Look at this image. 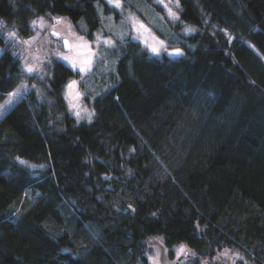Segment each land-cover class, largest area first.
Listing matches in <instances>:
<instances>
[{"label": "trees", "instance_id": "1", "mask_svg": "<svg viewBox=\"0 0 264 264\" xmlns=\"http://www.w3.org/2000/svg\"><path fill=\"white\" fill-rule=\"evenodd\" d=\"M155 6L183 55L118 40L80 120L72 66L27 72L6 34L45 15L92 34L117 9L0 0V97L32 87L0 119V264H151L156 236L170 256L186 243L190 264H221L226 247L264 264V0H179L172 20Z\"/></svg>", "mask_w": 264, "mask_h": 264}, {"label": "rangeland", "instance_id": "2", "mask_svg": "<svg viewBox=\"0 0 264 264\" xmlns=\"http://www.w3.org/2000/svg\"><path fill=\"white\" fill-rule=\"evenodd\" d=\"M128 1L109 0L117 12L109 16L104 15L102 26L92 34L89 31L82 32L76 29L75 24L67 15L35 17L32 20L33 35L30 36H21L15 27L6 34L8 39L19 45L15 52L21 57L22 66L27 72L37 74L43 68V64L53 57H58L72 66L75 76L66 84L64 95L67 107L80 120L92 118L93 107L88 102L87 89L93 86L94 70H99L103 67L102 65L112 63L110 48L118 40L132 37L157 55H162L169 47L176 46L173 43L176 34L155 4L164 7L166 16L172 20L178 15L179 0L129 1L132 4ZM184 27L188 31L196 28L188 23H184ZM82 28L85 29L83 25ZM51 30L58 31L60 38L55 39L50 33ZM62 38H68L71 44L68 50L64 49ZM1 53L0 46V55ZM31 88L27 81H23L4 98L0 97V119ZM150 242L149 261L151 264H190L189 259L184 257L185 254L192 252L186 243L174 245L172 248L174 253L170 256L169 248L165 245L162 236H156ZM213 259L221 264H257L242 250L233 247L218 250Z\"/></svg>", "mask_w": 264, "mask_h": 264}, {"label": "water", "instance_id": "3", "mask_svg": "<svg viewBox=\"0 0 264 264\" xmlns=\"http://www.w3.org/2000/svg\"><path fill=\"white\" fill-rule=\"evenodd\" d=\"M50 33L52 34V36L56 39L60 38V33H58V31H54L51 30ZM62 42L64 43V49L68 50L71 47V44L69 43L68 38H62ZM184 53V49L180 48V47H172V48H168V50L166 51V54L169 57H174V56H182Z\"/></svg>", "mask_w": 264, "mask_h": 264}]
</instances>
